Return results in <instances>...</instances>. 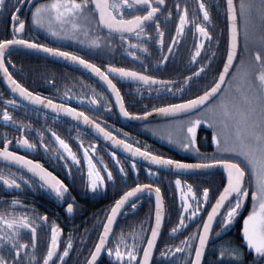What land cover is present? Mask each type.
I'll use <instances>...</instances> for the list:
<instances>
[{"label": "snow or ice", "instance_id": "obj_1", "mask_svg": "<svg viewBox=\"0 0 264 264\" xmlns=\"http://www.w3.org/2000/svg\"><path fill=\"white\" fill-rule=\"evenodd\" d=\"M26 2L32 5L30 8L31 24L44 29L52 36L79 40L81 44L97 48L101 44V39L95 33L97 29L106 30L109 36H119L122 45L125 46V51L136 59L140 57L137 56L135 49H139L141 53L149 50L146 43L140 41V37L150 36L146 31V26L154 22L156 37L150 38H155V43L161 46L162 59L158 63L163 64L168 59V54L174 51V46L180 42L179 38L184 34L185 26L189 23L194 26L195 33L199 34V38L195 40V48L191 52L193 62L200 55L205 40L211 42L212 35L207 27L211 23V18L204 0H196L199 15L194 9L191 20L188 17L187 4L182 8L179 2L176 3L178 21L175 24V32L166 45L163 38L164 32L157 19V14L161 13V6L166 7L165 0H131V2L130 0H36L35 3L34 0H16L15 3L10 4L12 38L0 39V73L3 74L11 91L23 100L45 109H51L57 115L64 113L77 121L90 125L105 140H110L112 144L130 153L132 157H142L153 165L171 168L177 172L222 167L226 174V182L222 189H218V194L214 197L210 195L208 187H203L200 192L194 191L192 184L187 181L182 182L180 176L177 175L175 188L180 194L181 211L178 222L170 229V232L176 233L183 229L189 220H194L201 213L204 204L210 202V208L206 210L207 214L202 217V222L197 229L184 236L175 246L166 245L168 251L165 252L162 249V256H171L173 252L183 253L185 255L180 264H201L217 215L221 217L220 229L216 233L219 236L231 226L246 200L250 199L251 207L247 215L243 216L240 229L242 241L248 252L254 254L256 258L254 264H259V261L264 260V0H239L238 4L234 3V0H226V57L218 75L214 77L210 85L204 87L200 94L181 99L177 103H168L151 109V112L157 114L187 116L188 119L179 128L180 135L174 141L171 134L168 138L170 142L178 143L179 147L193 151L198 156H200V149L197 147L196 140L197 126L205 124L212 129L211 143L215 145L216 155L200 156L195 162L155 155L136 147L127 140L116 137L84 111L71 107L67 103H57L52 98L30 91L16 80L6 66L5 56L12 50L11 46L22 45L28 49H36L51 56L64 58L90 70L115 96L120 113L125 117L140 119L148 117L150 113L144 111L138 114L129 112L125 108L120 90L110 78L113 74L147 85L149 91L153 85H159L171 91L169 87L171 82L160 80L156 76L111 64L105 66L106 70H102L100 66L75 52L24 39L19 34L24 31L25 21L19 18L18 12ZM9 3L10 0H0V11H3ZM133 12L135 14H132ZM171 15L172 12L169 9L166 18ZM199 17H202L201 22H197ZM131 37L136 39H131ZM108 43L111 44V41L109 40ZM164 47L167 48V52L163 51ZM7 63H11V60L9 59ZM207 66L208 61L201 63L194 73L190 72L188 76L183 77V84L187 85L191 77L199 76L206 71ZM68 94L67 91L64 93L65 96ZM98 96L103 99L102 94L93 90V93L88 96L89 102L93 105L97 104ZM84 98V96L79 97L80 100ZM5 104L18 107L19 101L7 100ZM106 106L110 107L107 103ZM2 119L6 123L20 125L21 135L17 138L16 144L29 150L37 147L35 142L23 135L25 127L30 128L31 125L14 120L7 108L2 112ZM48 131L57 146L52 150L53 155L59 152L58 158L61 161L70 159L73 163L79 164L80 160L68 141L61 138L56 131L52 129ZM37 135L40 139V147L48 151L49 146L44 142V132L37 129ZM9 145L10 140L5 134L3 146L0 147V159L8 165L26 169L31 176L12 171L11 168L5 170L0 167V185L4 188L21 189L22 185L30 188L38 183L39 187L49 189L58 199H63L68 191L67 185L38 160L10 151ZM80 148L83 150V160L87 165V187L91 190L104 187L105 179L111 181L113 174L108 166L104 165L102 171L107 173L105 177L101 169L97 168L96 163L93 162L89 148L94 152L95 143L86 147L81 141ZM111 156L116 164L120 165L121 162L117 159L116 153L112 152ZM100 163L103 161L100 160ZM64 167L68 168L69 165L65 163ZM131 167L133 171L136 170L134 160ZM119 171L126 174L123 166L119 167ZM148 171L149 175H155L151 169ZM153 189L155 212L154 222L148 226L150 233H147L146 227L141 223L139 228H134L129 233L121 232L110 240L114 221L126 203H131L132 209H135L136 203L131 202L132 198L144 190ZM25 207L20 199L13 198L0 208V264H66L65 257L70 254L73 242L71 238H68L62 250L58 251L62 230L54 221L50 225L46 252L42 255V259H37L35 254L37 231L38 228L48 224V218L46 214H38L34 209L16 210ZM66 209L71 213L73 204L68 203ZM105 215L106 219L101 221L102 230L98 232V239L90 250L86 264H98V257L101 256L102 251L106 252L115 264H150L164 218V204L160 188L153 184L136 183L115 200L110 206V211H107ZM26 232L30 233V241L23 239V234ZM29 248L33 251H27ZM22 252L25 253L23 256H21ZM243 256L244 247L230 243L221 244L217 250V264H243ZM165 264H171V262L166 261Z\"/></svg>", "mask_w": 264, "mask_h": 264}, {"label": "flooded vegetation", "instance_id": "obj_2", "mask_svg": "<svg viewBox=\"0 0 264 264\" xmlns=\"http://www.w3.org/2000/svg\"><path fill=\"white\" fill-rule=\"evenodd\" d=\"M15 2L16 0H10L9 5H6L5 9L0 11V39L12 38L13 25L10 16V11L12 10L10 4ZM35 2L36 0H34ZM177 2L180 3L182 8L187 4L190 20L194 9L198 14L196 0H165L166 7L161 6V13L157 14L161 30L164 32L165 45L170 42V37L175 32V24L178 21ZM204 2L210 13L211 23L207 27L212 35V40L211 42L205 40L200 55L195 62L191 60V52L195 48V40L199 38V34L195 33L194 26L191 23L185 26L184 34L179 38L180 42L174 46V51L168 54V59L163 64L158 63L162 59L161 46L155 43V38H150L156 37L154 22L146 26V31L149 32L150 36L140 37V41L146 43L149 49L148 52L141 53L139 49H135L140 59L129 56L119 36H109L106 30L97 29L95 35H98L101 39V44L97 48L81 44L79 40L52 36L44 29L31 24L30 8L32 5L27 2L18 12L19 18L25 21L24 31L19 35L24 39L34 40L37 43H44L51 47H59L62 50L75 52L97 64L102 70H106L105 66L111 64L117 67H127L141 71L147 75L156 76L163 81H170L169 87L171 91L159 85H153L151 91H149L147 85L139 84L131 79H123L115 74L110 77L120 90L125 108L129 112L139 114L148 111L151 113L153 107L177 103L181 99L191 98L200 94L206 85L211 84L223 66L227 47L225 0H204ZM234 3L238 4L239 0H234ZM169 9L172 15L166 18ZM132 14L135 13L133 12ZM201 20L202 17H199L197 22H201ZM131 39L136 38L131 37ZM109 40L111 44L108 43ZM163 51L167 52L168 50L164 47ZM9 59L11 63H7ZM5 60L6 66L13 77L30 91L52 98L57 103H67L71 107L84 111L116 137L125 139L136 147L143 148L155 155H162L185 162H195L200 156L210 157L216 155L214 152L215 145L211 143L212 129L205 124L198 125L196 130L197 147L200 149V156L193 151L179 147L178 143L170 142L169 134L173 137V141L180 135L179 128L188 119L185 115L163 121L136 125L127 124L125 122L127 117L121 115L115 96L112 95L107 86L100 79H95L81 71L77 63L66 60L67 64H64L59 60H52L22 50L6 53ZM205 61H208L207 70L199 76L191 77L189 83L184 85L183 77L188 76L190 72L194 73L196 67ZM93 90L103 95V99H100L99 96L97 97L98 103L95 105L91 104L88 99ZM66 91L69 93L67 96L64 95ZM80 96L85 98L80 100ZM7 100H17L19 101V106L6 105L5 101ZM106 103L110 107H107ZM5 108L11 113L14 120L31 125L30 128L25 127L23 135L37 144L35 149L29 150L16 144L17 138L21 135L19 131L20 125H14L11 122L6 123L2 119V112ZM70 118L64 113L57 115L51 109H45L42 106L33 105L23 100L18 94L11 91V88L4 80L3 74L0 73V147L3 146V140L5 134H7V138L10 140V151L38 160L68 187L63 199H58L51 190L39 187L38 183L30 188L22 185L21 189L4 188L0 185V208L5 206V202L18 198L26 207L17 208V211L34 209L38 214L47 215L48 224L38 228L37 231L35 249L37 259H42V255L46 252L50 225L54 221L62 230L59 237L60 247L58 251L62 250L68 238H71L73 242L70 254L65 257L66 264H86V259L90 254L89 252L86 256V252L92 244V248L94 247L98 239V232L102 230L101 221L106 219L105 214L110 211V206L129 187H133L136 183H143L158 186L161 190L164 204L163 226L151 264H165L166 261H170L171 264H180L185 254L173 252L171 256L164 257L161 255V250L163 249L167 252L166 245L175 246L184 236L196 230L197 226L202 222V217L206 216V210L210 208V202L204 204L201 213L194 220H189L183 229L178 230L176 233L170 232V229L179 219L180 201L178 197H180V194L177 193L175 188V179L179 174H172L153 168L146 164L144 158L132 157L130 153H126L121 147L116 145L112 148L107 146L102 139L82 128ZM37 129L44 132V142L49 146L48 151L40 147ZM48 129L56 131L61 138L68 141L73 152L77 154L80 160L79 164L73 163L70 159L61 161L58 158L59 152L53 155L52 150L57 146L54 139L51 138V133ZM81 141L86 147L95 143L94 152L89 148V154L93 158V162L96 163L97 168L101 169V173L105 177L107 173L102 171L104 165H107L113 174V179L111 181L105 179L104 187L97 190H91L87 187V165L83 160V150L80 148ZM112 152L116 153L117 159L121 162L120 165H117L115 160L112 159ZM100 160L103 163H100ZM133 160L136 163L135 171L131 167ZM65 163L69 165L68 168L64 167ZM120 166L125 168L126 174L120 173ZM0 167L5 168V170L11 168L12 171H19L21 174L31 176L26 169H20L16 165H8L2 159H0ZM149 169L155 175H149ZM69 172H71V175H69ZM179 176L182 182L187 181L192 184L194 191L200 192L203 187H208L210 195L213 197L218 194V189H222L225 183L224 175L221 172ZM245 179L247 182V177ZM136 197L132 201V203H136V208L132 209L131 203L125 206L117 219L110 240L119 235L117 234V229L120 232H124L125 229L129 233L134 228H139L141 223L146 227L147 233H150V227L148 226L153 221V200L147 194H137ZM68 203L73 204L71 213L66 209ZM171 206L177 209H171ZM250 207L249 199L246 200L245 205L241 208L240 213L233 220L231 226L227 227L219 236L216 233L220 229L221 217L220 215L217 217L202 264H217L219 246L228 243L244 247L243 264H254L256 258L243 245L240 231L243 216L247 215ZM166 219L167 223L171 221V224L168 230L164 232ZM94 235L96 237L92 239ZM30 238V233L26 232L23 234L24 240L30 241ZM27 251L31 252L33 250L29 248ZM24 254L22 252L21 256ZM140 254L142 255V250ZM102 261L106 262V264H115L114 260L106 252H104L98 264ZM259 264H264V260L259 261Z\"/></svg>", "mask_w": 264, "mask_h": 264}, {"label": "water", "instance_id": "obj_3", "mask_svg": "<svg viewBox=\"0 0 264 264\" xmlns=\"http://www.w3.org/2000/svg\"><path fill=\"white\" fill-rule=\"evenodd\" d=\"M225 8H226V0H225ZM226 17H227V12H226ZM12 50L11 51H14V50H22V51H27L29 53H32V54H36V55H39V56H42V57H45V58H50L52 60H59L60 62L64 63V64H67L66 63V59L64 58H61V57H56V56H51L45 52H42V51H38L36 49H28V48H25L24 46L22 45H14V46H11ZM79 69L87 74H89L90 76H92L93 78L95 79H98L99 80V77H97L95 74H93L90 70L84 68L83 66L79 65ZM6 82V81H5ZM8 85V84H7ZM183 116V114H180V115H164V114H157V113H154V112H151L150 115L146 118H140V119H134V118H130V117H127L126 119V123L127 124H142V123H149V122H156V121H163V120H169V119H173V118H177V117H181ZM73 122L77 123L79 126H81L82 128L86 129L87 131L91 132L92 134H94L95 136L99 137L100 139L103 140V142L109 146V147H114V144H112V142L110 140H105L103 138V136H101L99 133H97L90 125H86L84 124L83 122L81 121H77L75 119H73L72 117L70 118ZM146 164H149L151 167L153 168H156V169H159V170H162V171H165V172H168V173H172V174H179V175H186V176H189V175H195V174H206V173H210V172H221L223 173L224 175V178H225V182H226V174L224 173L222 167H214V168H211V169H197V170H189V171H186V172H177L176 170L174 169H171V168H165V167H162V166H157V165H153L150 161L148 160H145ZM138 194H147L149 196H151L150 198H152L153 200V203H154V212H155V192H154V189L149 191V190H144L142 193H138ZM137 197L135 198H132V201L135 200ZM131 201V202H132ZM129 204V203H126V205ZM125 205V206H126ZM125 206L122 208V210L125 208ZM121 210V212H122ZM121 212L118 214L117 216V219L119 217V215L121 214ZM154 212H153V221L154 222ZM219 216V214L217 215V217ZM216 217V219H217ZM117 219L114 221V224H113V229H114V226L117 222ZM216 219L214 220V223H213V226L215 224V221ZM164 220V218H163ZM162 226H163V222H162ZM162 226H161V230H162ZM161 230H160V233L157 237V242L159 240V237H160V234H161ZM112 234V233H111ZM111 234H110V237H111ZM157 245V243H156ZM156 245L154 246V249H153V254H154V251H155V248H156ZM207 248V246H206ZM206 251V250H205ZM104 254V251H102L101 253V256L98 257V262L100 261L101 257L103 256ZM204 257V256H203ZM203 257H202V261H203ZM153 258V256H152ZM152 261V259H151ZM151 261H150V264H151ZM202 261H201V264H202Z\"/></svg>", "mask_w": 264, "mask_h": 264}, {"label": "trees", "instance_id": "obj_4", "mask_svg": "<svg viewBox=\"0 0 264 264\" xmlns=\"http://www.w3.org/2000/svg\"><path fill=\"white\" fill-rule=\"evenodd\" d=\"M170 208H171V209H174V210L177 209V208L174 207V206H171ZM170 224H171V221H169V222L167 223V219H166V222H165V224H164V232L168 230V227L170 226ZM118 227H119V226H118ZM120 233H121V232L117 229V234H120ZM124 233H128V231H126V230L124 229ZM95 237H96V235H94V237H92V239H94ZM92 246H93V244L91 245V247L88 248V251L86 252V256L89 254V252H90ZM100 264H106V262L102 261Z\"/></svg>", "mask_w": 264, "mask_h": 264}, {"label": "rangeland", "instance_id": "obj_5", "mask_svg": "<svg viewBox=\"0 0 264 264\" xmlns=\"http://www.w3.org/2000/svg\"><path fill=\"white\" fill-rule=\"evenodd\" d=\"M178 199H179V201H180V205H181V200H180V197H178ZM179 209H180V211H181V208H179ZM180 211H179V212H180Z\"/></svg>", "mask_w": 264, "mask_h": 264}]
</instances>
